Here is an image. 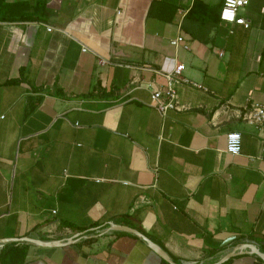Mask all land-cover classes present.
<instances>
[{
  "label": "crops",
  "instance_id": "obj_1",
  "mask_svg": "<svg viewBox=\"0 0 264 264\" xmlns=\"http://www.w3.org/2000/svg\"><path fill=\"white\" fill-rule=\"evenodd\" d=\"M44 1V22H0V264H168L109 223L175 264H264L226 257L264 255L263 136L241 116L264 105V0L239 9L246 27L218 13L204 42L180 28L193 0H163L170 20L152 0ZM178 63L206 90L174 85L186 108L161 113L149 91Z\"/></svg>",
  "mask_w": 264,
  "mask_h": 264
},
{
  "label": "trees",
  "instance_id": "obj_2",
  "mask_svg": "<svg viewBox=\"0 0 264 264\" xmlns=\"http://www.w3.org/2000/svg\"><path fill=\"white\" fill-rule=\"evenodd\" d=\"M223 0L216 6L207 5L201 0H193L191 6L183 15L180 28L183 32L188 34L190 38L197 39L201 42L205 41L206 36L209 34L211 28L219 23L218 13ZM175 12L173 5L167 4L163 0H152L149 4L147 15L155 16L161 20H170ZM47 19L45 11V1L37 0L33 4L27 1H14L0 0V22H15V21H36L44 22ZM65 225L76 231H82L85 227H78L71 223ZM136 228L134 224H130ZM106 227V225H103ZM142 233L143 230L137 227ZM111 232L122 233L123 231L110 230ZM4 245V244H3ZM15 253L12 263L22 261L24 250L14 249Z\"/></svg>",
  "mask_w": 264,
  "mask_h": 264
},
{
  "label": "built area",
  "instance_id": "obj_3",
  "mask_svg": "<svg viewBox=\"0 0 264 264\" xmlns=\"http://www.w3.org/2000/svg\"><path fill=\"white\" fill-rule=\"evenodd\" d=\"M248 0H223L219 11V18L230 23L241 24L247 26V20L242 17L238 11L241 7L247 5ZM48 31L49 27L46 28ZM182 40L181 35L172 38L169 43L172 46L177 45ZM185 48L186 45H183ZM82 50H86L82 47ZM184 65L182 63L176 64L172 70L164 72L165 85L163 88H152L149 91L150 103H152L161 113L168 109L182 110L186 108L182 105L176 96L174 85L185 84L196 89L206 90V88L199 82L189 79L184 76L181 71ZM242 118L248 123L256 125L260 134L263 136L261 142V152L264 153V105L250 103L244 106L241 113ZM241 135L238 131H228L225 135V151L235 155L240 150ZM54 212V210L52 211ZM107 232L111 233L110 229ZM0 242V247L2 246ZM193 262H186L185 264H192Z\"/></svg>",
  "mask_w": 264,
  "mask_h": 264
},
{
  "label": "water",
  "instance_id": "obj_4",
  "mask_svg": "<svg viewBox=\"0 0 264 264\" xmlns=\"http://www.w3.org/2000/svg\"><path fill=\"white\" fill-rule=\"evenodd\" d=\"M109 228L111 230H121V231H126V232H130L132 234H134L135 236H137L138 238L142 239L143 241H145L148 245V247L154 252L156 253L161 259H163L165 262H167L168 264H175L167 255V253L157 244L153 243L147 236H145L144 234H142L140 231H138L137 229L128 227L126 225H121V224H115V223H109ZM236 235L233 236H229L227 237L224 242H228L231 239L235 238ZM41 244L43 245H55V244H63L61 241H49V242H41ZM243 248H247L248 252L253 253L257 256H259L262 261L264 262V255L257 249V247L251 243H242L237 249H235L234 251L230 252L226 257H230L233 256L235 254H237L240 250H242Z\"/></svg>",
  "mask_w": 264,
  "mask_h": 264
}]
</instances>
